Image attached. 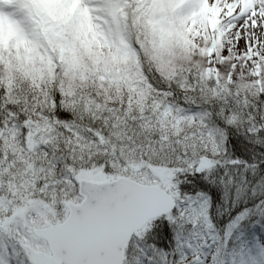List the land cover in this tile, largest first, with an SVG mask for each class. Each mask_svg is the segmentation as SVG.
<instances>
[{
    "label": "snow or ice",
    "instance_id": "6c2138e0",
    "mask_svg": "<svg viewBox=\"0 0 264 264\" xmlns=\"http://www.w3.org/2000/svg\"><path fill=\"white\" fill-rule=\"evenodd\" d=\"M0 264H264V0H0Z\"/></svg>",
    "mask_w": 264,
    "mask_h": 264
}]
</instances>
